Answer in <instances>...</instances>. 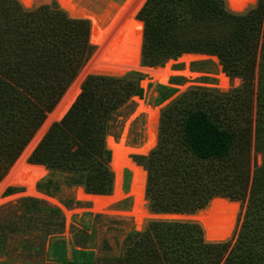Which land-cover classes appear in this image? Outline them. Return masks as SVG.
Segmentation results:
<instances>
[{"label": "trees", "instance_id": "1", "mask_svg": "<svg viewBox=\"0 0 264 264\" xmlns=\"http://www.w3.org/2000/svg\"><path fill=\"white\" fill-rule=\"evenodd\" d=\"M227 1L231 9L226 0H146L137 14L144 65L163 66L184 53L216 55L223 71L243 83L226 92L192 86L161 108L156 146L135 156L147 171L148 222L133 227L123 253L105 264H264V0L253 7L256 0ZM118 16L114 10L103 35ZM89 17L74 0H0V179L91 57ZM143 78L110 69L89 74L28 161L64 176L68 186L111 194L107 136L120 110L145 96ZM157 90L156 105L178 91L163 84ZM47 183L60 188L53 178ZM27 199L64 226L59 208ZM237 201L247 204L233 242ZM79 231L88 235L85 227L75 233L68 263L94 264L95 251L77 238ZM66 248L61 238L51 243L54 257L65 261Z\"/></svg>", "mask_w": 264, "mask_h": 264}, {"label": "rangeland", "instance_id": "2", "mask_svg": "<svg viewBox=\"0 0 264 264\" xmlns=\"http://www.w3.org/2000/svg\"><path fill=\"white\" fill-rule=\"evenodd\" d=\"M127 1L129 0H74L75 3H78L80 6L87 8L89 10V16H90L89 18L91 19V25H92L91 26L92 38L94 42V43L91 42L93 44V53L91 57L88 59V61L78 70L73 81L71 82V84L69 85V87L67 88V90L65 91L59 102L57 103V105L54 107V109L58 106L62 98L66 95L68 90L71 88V85L74 83L78 75L82 72L84 67H86V65L94 57L95 53L99 50L102 43L110 35V33L120 22V20L127 14L126 12H124L123 10H121L119 7H117L111 2L124 4ZM139 1L140 0H131L130 3H139ZM226 2L227 5L229 6L227 0ZM257 2L258 0H256V2L251 7L255 6ZM142 6L139 7V9L134 13V16L137 20H140L137 17V14L139 10L142 8ZM114 10L119 13V16L114 22V24L112 23L113 25L112 27H110L107 33L103 35L102 33H104L107 24L111 23L110 15L114 12ZM129 25H130V18L128 17L127 28L131 27ZM143 32H144V28H143ZM96 39H98L97 42H95ZM142 47H143V36L140 42L141 65L142 67L154 68V66L144 65L142 63ZM195 54H201V56L197 58H193L189 62H185L180 57H178L177 59H169L163 66H156V67H164L171 60L170 65L174 70V74L166 82H159V81L157 82L156 80H154L153 77H151V75L148 72H146L145 69L142 68L140 70H133V71H121L107 67L101 68V69H110L115 72L123 73V74L138 72L144 76V78L141 80V85L143 84L144 81H146L145 85L144 84L142 85L143 88L145 89V96L143 98L139 96L133 97L131 105L129 107H123L120 110L121 112L119 113V115H117L116 120L113 122L111 133L108 136H112L115 142H119V140L122 138L124 130H126L123 139L124 144H129L132 146H141L146 142L147 122H148L147 113L145 111H140L139 113H137L138 106L141 100L144 103L159 109V121H160L161 108L166 106L171 100H173L181 92L185 91L189 87L192 86L210 87L226 92L228 90L241 86V84L243 83L242 78L231 77L227 75L226 72L223 71V66L220 63L218 56L203 54V53H195ZM223 73L229 79V85L227 88H222L220 85V76ZM157 84L169 85L177 88L178 91L170 99L164 101L161 104L156 105L155 103L156 97L159 94L157 90ZM53 110L51 112H53ZM49 113L47 114L46 118L48 117ZM157 131H159V124ZM123 147L124 146L120 148L122 149L121 150L122 156L125 155V153H123ZM109 149L111 148L109 147ZM111 151H112V159H113L114 152L112 149ZM30 155H28L27 160L29 159ZM136 155H141V154L132 153L130 156L137 164H139L135 160ZM19 157L17 158V160L19 159ZM253 161H255L257 164H261L262 163L261 154H257V155L254 154ZM15 163L11 165V167L7 170L5 175L0 179V184L5 179V177L10 173V171H12V168L15 165ZM122 164L123 162H120L122 169L121 188L125 194L119 201L114 203L112 207L116 211L132 213L135 206V199L132 194V183H133L134 173L129 167L123 166ZM37 165H43V164H37ZM140 166L143 167V165ZM29 174L30 173L27 169L25 170L22 169L19 170L16 175L18 178L25 181L29 177ZM114 174L116 173L114 172ZM125 177L129 178L128 190H124ZM49 178H53L54 181L59 183L60 188L58 189L54 185L52 188L48 189L46 185L48 184L47 181ZM36 187L41 193L52 199L57 200V202H54L48 198L30 195L27 193L26 187L21 185L18 186L9 185L4 187L3 189H0V264H69L68 260L73 259L72 242H74L73 239L74 237H76L75 233L79 229H81V227L86 228V232L88 233V235L84 232L81 233V235H79L80 233L79 231L77 238L81 239L80 237H82V239H84V243L88 244V246L95 251V255L89 261H93L95 259L94 264H105L104 262L106 261V258L109 259L110 257H113L115 255L119 256L123 253L124 240L127 236V233L130 230H132L133 227H135L138 230H141L148 222L146 207L148 209L149 207H148V200L146 199V195H145V209H144L145 219L142 227L138 228L135 223V218L132 215H126V214L122 215L121 213H112V214L101 213L102 214L101 216H95L98 213L97 212L95 213V211L91 210V208H93V203L88 199H80L79 197H77V190L82 186H74V185L68 186L65 182L64 176L60 174L52 175L46 166H45V173L42 175V177H39L36 181ZM8 188H14V189L10 190L8 194H4ZM82 188L87 193L85 188L84 187ZM115 188H116V177H115V187L113 192L111 194H105V195H113L115 192ZM30 197L40 199L43 203V206L49 205L59 208L65 220L64 226L62 227L61 225H59L58 224L59 219L51 218L48 215V211L41 208L40 206L37 208L34 207L35 209L31 208L33 202L27 199ZM237 202L239 203L237 222L235 224L231 237L228 239V240L233 239V242L235 241L237 231L239 230V227L243 220V216L245 213V206L247 204V201L245 203H242L241 201H237ZM68 212L71 213L68 214ZM87 213H92V215H89ZM197 213L198 212L183 213V214H197ZM158 214H163V213H158ZM177 214H182V213H177ZM155 218L197 221L196 219L193 218H179V217H155ZM60 238L66 241L67 248L65 252L67 255L66 257L67 261L54 257V254H52L51 252V243L56 241V239H60ZM77 264H85V263H83V261H79L77 262ZM109 264H114V263H109Z\"/></svg>", "mask_w": 264, "mask_h": 264}, {"label": "bare ground", "instance_id": "3", "mask_svg": "<svg viewBox=\"0 0 264 264\" xmlns=\"http://www.w3.org/2000/svg\"><path fill=\"white\" fill-rule=\"evenodd\" d=\"M131 0L124 4H119L116 2H111L121 10L126 12L120 22L116 25L110 35L102 43L99 50L95 53L94 57L90 62L84 67L82 72L78 75L71 88L68 90L66 95L62 98L58 106L49 113L48 117L36 132L32 140L29 142L19 159L16 161L12 168V171L5 177V179L0 184V189H3L9 185H21L26 187L27 193L30 195H35L39 197H44L51 199L54 202L57 200L52 199L43 193H41L36 187V181L39 177L45 173V166L29 163L27 158L30 155L38 143L41 141L43 136L46 134L51 124L58 121L64 117L68 112L72 104L75 102L76 98L81 92V85L84 79L89 75L93 74L96 70L103 67L117 69L121 71H133L145 69L151 77L157 82H166L174 74V70L171 67V60L164 67H142L141 65V48L140 42L143 36L144 22L137 20L134 13L141 7L146 0H140L139 3H130ZM130 18L131 27L127 28V19ZM92 34V30H91ZM91 38V37H90ZM125 41V42H124ZM127 41V43H126ZM201 54L195 53H184L180 56L185 62H189L193 58L200 57ZM146 81L143 82L145 85ZM142 84V85H143ZM220 85L222 88H227L229 85L228 77L223 73L220 76ZM140 111H145L147 113V140L141 146H132L129 144H124L123 139L126 130H124L122 138L119 142H115L112 136L107 137V144L113 150V159L111 162V167L116 173V188L113 195H94L89 194L84 191L82 187L77 190V197L80 199H88L93 203L92 211L95 213H121L126 215H132L135 218V223L138 228H141L145 219V190L147 182V171L144 167L137 164L132 158V153L148 154L152 148H154L158 141V124H159V109L152 107L142 100L138 106L137 113ZM136 113V114H137ZM135 114V115H136ZM124 144V145H123ZM123 147L124 156L121 155L120 149ZM120 162H123V166L129 167L133 173V183H132V194L135 199V206L132 213L116 211L113 209L114 203L119 201L125 194L122 191V169ZM27 169L29 171V177L23 181L17 177L19 170ZM71 212H68L70 214Z\"/></svg>", "mask_w": 264, "mask_h": 264}, {"label": "water", "instance_id": "4", "mask_svg": "<svg viewBox=\"0 0 264 264\" xmlns=\"http://www.w3.org/2000/svg\"><path fill=\"white\" fill-rule=\"evenodd\" d=\"M115 177H116V174H115ZM115 187V185H114ZM88 193V192H87ZM89 194H94V195H101V194H96V193H89ZM199 212V211H198Z\"/></svg>", "mask_w": 264, "mask_h": 264}]
</instances>
